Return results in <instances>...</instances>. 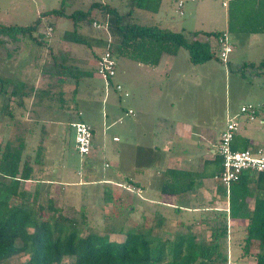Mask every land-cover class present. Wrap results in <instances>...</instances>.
Wrapping results in <instances>:
<instances>
[{
	"label": "crops",
	"instance_id": "crops-1",
	"mask_svg": "<svg viewBox=\"0 0 264 264\" xmlns=\"http://www.w3.org/2000/svg\"><path fill=\"white\" fill-rule=\"evenodd\" d=\"M251 2L249 17L252 22L263 23L240 33L261 34L257 42H261L263 48L260 54L257 49L244 62H257L264 58V0ZM179 3L181 11L183 3ZM212 40L216 43L215 38ZM231 46L234 49V44ZM212 49L215 50L213 45ZM122 58L120 73L116 63L115 77L120 78L116 83H121L129 95L120 93L127 99L126 104L118 107L123 115L118 113V134L113 136L117 142L116 170L97 180V196L104 199L110 193L111 199H116L118 208L136 210L140 214L138 223H135L136 229L151 238H167L168 244L173 245L172 241L179 235L190 234L196 242L207 244L212 237L211 230L229 209V195L223 193V187L214 178L221 170L222 159L218 149L225 127L219 128L216 135L214 121H210L211 126L210 122H204L193 96L201 93V86L214 81L209 77L211 71L214 73L216 63L212 59L192 64L183 48L175 54L163 53L155 65ZM228 60L231 64L229 56ZM193 66L206 68L198 77L196 73L189 72L196 70ZM4 78L3 89L0 82L1 101L3 99L0 104L3 108L0 112V149L7 144L21 146L22 156L28 158L33 167V178L23 181L22 185L29 196L38 199L40 208L51 199L55 207L68 209V204L64 202L68 195H64L59 188L61 178L54 161L65 140L60 144L56 142V136L66 133L61 124L62 117L68 119L69 127L72 121L84 120L85 109L94 105L95 86L87 80L81 86L76 82L72 90V105L61 106L63 93L57 85L47 87L32 79ZM46 88L49 90L45 92ZM130 109L132 113L128 112ZM261 122L264 123V118ZM238 130L231 143L232 148L264 150V141L246 129L244 135ZM94 133L93 129L92 145L87 154L91 158L95 157L98 147ZM100 146H105V143ZM55 170L56 176L52 174ZM131 193L137 197L134 201H131ZM253 202L252 198L249 199L248 209L253 208ZM98 203L99 206L104 205L100 201ZM106 203L107 208L112 205L111 201ZM246 225L247 219L228 216L226 243L230 240L231 245L239 246L236 258L255 259L253 255H242L243 239L247 237ZM170 226L173 231L168 230Z\"/></svg>",
	"mask_w": 264,
	"mask_h": 264
},
{
	"label": "rangeland",
	"instance_id": "rangeland-1",
	"mask_svg": "<svg viewBox=\"0 0 264 264\" xmlns=\"http://www.w3.org/2000/svg\"><path fill=\"white\" fill-rule=\"evenodd\" d=\"M92 1L109 3L120 12L127 11L131 3V0H65L66 12L69 13L75 9L86 10ZM251 1L160 0L161 3L158 5V0H148L146 7H135L133 19L141 24L157 23L163 27L183 32L196 29L226 32L228 43L234 44L233 52L229 54L232 71H229L226 64L214 60L215 71L214 73L211 71L209 77L214 81L200 87L201 93L193 96L196 98L195 101L193 97L190 99L196 104L198 114L204 117V122L214 121L216 135H218L219 128L225 127L226 118L230 117L240 123L238 131L241 134L244 135L246 129L263 142L264 123L261 119L264 118V70L260 76H255L253 69L248 68L245 78L238 70L242 62L249 59L250 54L255 53L257 49V53L260 54L263 48L262 43L257 42L261 34L240 33L242 30L247 31L253 26L256 27L258 23H263L257 20L252 22L249 17L248 10L252 4ZM61 2L62 0H0V24L30 25L37 19H41L37 31L33 32L37 40L24 36L17 41H12L7 36H0V77L3 80L4 77H12L16 80L32 79L46 86L52 78L44 70L47 64L53 62V57L57 58L58 62L60 51L67 52L66 63L72 68L75 67L78 71L93 72L92 75L79 76L76 80L80 86L86 80L91 81L95 86L93 87L94 105L91 109H85L86 113L83 118L93 127L98 147L94 158L78 153L75 147L74 131L68 126V119L62 117L61 124L66 133H61V137L56 136V142L61 144L63 140L65 141L62 150L57 152L54 160L61 178L59 188L63 190L64 195H68L64 199V202L68 204V209H61V211L76 221V225L81 228L83 234L95 232L111 240L120 241L128 230L139 232L135 226L140 219V214L136 210L118 208L116 199H103L97 196L96 190L99 185L97 180L106 177V173L116 170L117 142L113 140V136L118 134V113L123 115L118 107L120 104H126L125 99H127L122 97L123 95L120 96V92L115 91L113 85L107 87L104 80L96 73L97 56L105 50L110 39L113 43V37L109 35L106 26L96 29L91 24L82 25L79 29L86 39L85 44L68 40L65 36L66 33L72 31L71 20L52 14L42 15L50 9L60 7ZM178 2L183 3L180 7L182 13L178 9ZM93 14L96 21L105 25V15L98 10L93 11ZM50 26L52 30H49ZM253 42L256 44H252ZM212 45L216 49L217 43L214 40H212ZM114 58L120 73L124 60L122 56L116 54ZM193 67H196L193 68L196 70H189V72L196 73L198 77L202 69L206 68V66ZM63 79L64 83L59 86L63 93L60 103L62 106H71L72 90L76 85V80L70 75H64ZM119 79L115 77L113 82ZM1 102L3 99L1 101L0 98V104ZM247 103H252L257 108V114L251 121L247 120V114L240 110V107ZM2 109L0 108V112L3 111ZM209 125L211 126V122ZM103 142L105 146L101 147ZM52 174L56 176L57 171L55 170ZM130 196L131 201L137 199L133 193ZM99 201L104 205L99 206ZM109 201L112 205L107 208L106 202ZM47 213L45 209H41L38 217L45 218L50 215ZM172 228L170 226L168 230L173 231ZM176 240L177 238L172 243ZM169 246L172 247V245ZM239 250V246L231 245L228 240V264H255V259L236 258ZM27 257V254L21 253L4 261L3 264H20Z\"/></svg>",
	"mask_w": 264,
	"mask_h": 264
},
{
	"label": "trees",
	"instance_id": "trees-1",
	"mask_svg": "<svg viewBox=\"0 0 264 264\" xmlns=\"http://www.w3.org/2000/svg\"><path fill=\"white\" fill-rule=\"evenodd\" d=\"M64 2L62 0L60 7L42 15L52 14L71 20L72 31L65 36L70 41L85 44L86 39L79 29L82 25H91L96 20L93 11L98 10L105 15L106 29L113 37V43L110 39L107 46L113 56L116 54L155 65L163 53L175 54L179 48H183L192 64L213 59L226 64L232 71L229 60L224 62L219 56L218 44L215 50L212 49V38H217L223 31L183 32L158 24L138 23L133 19L135 7H146L148 0H131L130 8L125 12H120L109 3L92 1L86 10L75 9L68 13ZM40 22L39 18L30 25L1 23L0 36H7L12 41L24 36L37 40L33 32L37 31ZM49 28L52 30L51 26ZM53 58V62L47 64L44 70L52 78L47 87L61 86L64 75L76 80L79 76L93 74L69 66L66 63L67 52L60 51L58 62L57 58ZM248 68L253 69L255 76H260L264 70V58L242 63L238 70L243 78ZM0 82L3 89L1 77ZM48 90L46 88L45 92ZM30 163L28 158L22 156L21 146L7 144L0 149V264L21 253L28 257L20 264H228V216L247 219V237L243 239L242 255H253L255 264H264V172L245 171L230 186L228 213L225 211L211 230L209 243H198L193 235L182 234L170 247L167 238L156 240L133 230H128L120 241L95 232L83 234L76 221L64 215L51 199L40 208L38 199L24 190L23 181L33 178ZM252 184L256 185L255 188L251 187ZM223 193H226L224 187ZM111 198L109 193L105 199ZM251 198L254 200L253 208L248 209ZM41 209L50 215L38 217Z\"/></svg>",
	"mask_w": 264,
	"mask_h": 264
},
{
	"label": "built area",
	"instance_id": "built-area-1",
	"mask_svg": "<svg viewBox=\"0 0 264 264\" xmlns=\"http://www.w3.org/2000/svg\"><path fill=\"white\" fill-rule=\"evenodd\" d=\"M181 5V2L179 3ZM182 13V11H180ZM93 27L101 29L107 26L99 21H93ZM51 30V28H49ZM216 39L218 44V54L221 59L226 62L230 52L233 48L228 43L227 34L224 32ZM96 73L101 77L107 87L112 85L116 76V60L110 50L106 47L105 50L96 59ZM115 91L128 96L129 92L124 90L121 83L113 84ZM241 112L247 114V120H253L257 113V108L252 103L244 104L240 107ZM132 113V110H128ZM82 114L81 111L78 112ZM71 128L74 131L75 147L81 155H87L90 152L93 137V127L90 123L84 120H76L71 122ZM239 128V122L232 119H227L225 128L221 132L218 152L222 158L221 170L214 178L216 182L223 186L229 195L230 186L239 180L241 174L245 171H252L255 173L264 172V150L261 148H245L241 150L233 149L231 143ZM128 188H131L127 186Z\"/></svg>",
	"mask_w": 264,
	"mask_h": 264
}]
</instances>
